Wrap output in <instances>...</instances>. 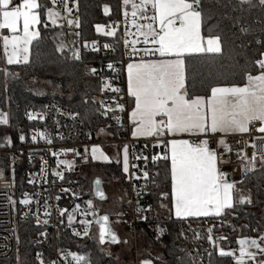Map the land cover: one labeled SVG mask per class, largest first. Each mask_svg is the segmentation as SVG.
I'll use <instances>...</instances> for the list:
<instances>
[{"label":"snow or ice","instance_id":"6c2138e0","mask_svg":"<svg viewBox=\"0 0 264 264\" xmlns=\"http://www.w3.org/2000/svg\"><path fill=\"white\" fill-rule=\"evenodd\" d=\"M53 4L62 3L64 11L72 12L68 7L67 0H52ZM220 0H122L121 7L124 9L123 15L126 18L129 14L133 18L131 24L135 27L134 35L143 37V48H138L141 43L139 39L129 40L127 37L133 33L126 31L123 40L126 55L127 50L131 49V55L127 58V96L134 102V106L128 113V119L131 122V135L134 139L140 137L152 138L155 143L153 148H159L161 151L151 156L153 164L164 162L165 179H170V193L161 192L162 199H171V211L178 219L189 217H220L225 214L226 209H232L235 203L251 204L249 195L242 193L237 184L243 181H230L227 173L221 170L219 165L227 163L223 153L231 151L229 144L223 138L233 133H248L250 126L259 123L256 129L264 133V50L259 52L258 58L248 61L241 70L244 83L222 84V74L211 72L208 74L210 81L207 91L204 95L190 94L187 87V64L186 59L207 57L208 54L221 55L223 53V41L220 34H213L211 26L207 27V34L203 28L208 21L215 15L214 8L218 6ZM239 5L255 6L252 0H238ZM258 5L264 8V0H258ZM130 9V13L128 11ZM104 14H109V6L106 4L103 8ZM46 15L52 25L57 26L58 19H67L61 17L60 12L53 7L38 2V0H0V47L3 49V58L9 65L28 63L30 54V45L34 40L39 39L40 31L38 25L42 21V16ZM137 20H144L146 23H138ZM239 19L235 24H239ZM69 26L76 25L79 22L73 19H67ZM47 27V23L44 24ZM97 33L106 36H115L116 29L109 26L110 30H105V26L97 24L95 26ZM5 30L6 33L5 34ZM247 28L241 26L240 33H246ZM78 36L79 33H76ZM256 44L264 48V41L257 39ZM65 44L60 43L57 51H63ZM84 47H88L85 43ZM108 44L105 49L110 48ZM92 50L97 51L96 41H92ZM158 59H145V57H156ZM139 57V59H134ZM72 58L80 59L79 50L72 51ZM258 70V74H253L250 70ZM114 72L117 69L113 64L107 66ZM95 74L97 69L88 70ZM235 74V73H233ZM8 76L7 71L4 72ZM215 81V82H212ZM109 88L113 93H120L122 90L112 87L109 82H105L101 88L103 91ZM115 108L105 107L101 102V108L104 110L101 115H107L108 112H124V105L114 100ZM43 119V117H40ZM117 121L119 116H113ZM28 119H34L29 113ZM8 114L0 112V125H8ZM103 132V129L100 130ZM217 134H223L216 140L217 149L223 148V153H218L217 149L211 147V143ZM45 139L47 143H52L46 132H35L32 140L37 138ZM187 137V138H185ZM195 138V139H193ZM20 141L25 140V135L19 136ZM7 144H11L10 138H5ZM3 146V145H0ZM147 147V145H146ZM254 147V145H253ZM75 152V149H66ZM88 149H85L87 152ZM93 159L96 153L103 156L98 146H93ZM123 171L128 173V145H123ZM78 154V153H77ZM54 156L59 153L53 152ZM237 156L242 160V169L245 175L254 171L256 166V153L253 152L249 158L243 152H238ZM105 160L107 156H103ZM14 159V158H13ZM135 159H143L148 162L147 156H136ZM260 163L264 164V156L260 157ZM58 165H66L71 168V162L67 160H58ZM136 167V165H132ZM43 171V169H42ZM150 176L148 171L143 172V179L151 180L156 183V177ZM53 176L63 178L62 173L53 171ZM4 179V173L0 172V180ZM140 179V177H137ZM33 183V181H29ZM100 181L96 180V195L101 199H106L103 191L100 190ZM159 187V184H156ZM67 192L68 189H62ZM139 196V193H137ZM60 197L57 196L58 200ZM21 204L29 205L31 203L28 195L20 201ZM88 210L84 214L96 216V223L99 225V243L106 241L112 244H118L121 241L117 234L112 230L109 224L108 215L98 216L93 208L91 200L87 202ZM131 203V202H130ZM165 205H161L164 207ZM80 206L76 205L71 213L67 214L69 224L72 223L73 213L79 211ZM56 211L63 216L67 209L57 208ZM139 218L147 221V215L142 213L151 212L152 207L147 208L137 206ZM45 217L51 213L48 211V204L45 201ZM118 215H120L118 213ZM37 224L41 220L37 217ZM48 223V219L42 221ZM84 226V235L89 233V225L92 221L81 220ZM158 238L163 234L164 229L157 227ZM207 239L213 242L212 231L209 228ZM75 235H81L80 232H74ZM183 235V233H180ZM40 235H45L41 232ZM199 239V236H197ZM218 240H225L226 237H218ZM238 249L224 250L218 249L221 257H231L234 264H264V235L259 239L244 237L236 240ZM255 249V251H253ZM237 251L239 255H236ZM211 256V253H209ZM261 258H257V257ZM71 257L74 264H89L88 258L74 252L62 254V258L67 260ZM36 259L39 264H44L42 254L37 253ZM51 264H56L52 261ZM139 264H153L152 259H142Z\"/></svg>","mask_w":264,"mask_h":264},{"label":"trees","instance_id":"16d2710c","mask_svg":"<svg viewBox=\"0 0 264 264\" xmlns=\"http://www.w3.org/2000/svg\"><path fill=\"white\" fill-rule=\"evenodd\" d=\"M49 6V0H38ZM122 0H78L79 27L78 37L80 47L92 41L99 43L112 41L115 36H106L97 33L95 26L104 25L106 28L116 24L119 18ZM255 6L239 5L236 0H220L214 8L215 15L203 28L207 34V27L211 26L213 34H220L223 41L221 55L208 54L207 57L186 59L187 87L190 94L204 95L207 91L208 74L220 73L223 76L222 84L244 83L241 70L244 65L264 50L256 40L264 41V8L258 5V0H252ZM109 6V14L105 15L104 5ZM239 19V24L235 21ZM42 23L38 25L40 37L30 45L28 63L5 64L3 49L0 47V112L8 114V125H0V150L18 147L28 141H19L21 133L29 128L36 127L39 121H26L24 113L27 108L45 111L50 101L55 100L62 105L75 110L84 129L91 133L92 138L96 132L106 129L112 140L123 139L130 134V126H113L100 116V101L107 94L101 91V79L88 70L94 66L110 60L118 59V53L100 51H81L80 59L75 60L68 50L57 51L59 45L58 28L50 25L45 15ZM47 23V27L44 24ZM248 29L240 33L239 28ZM73 28V26H67ZM6 32V30H5ZM253 74L258 70L252 69ZM9 73L8 76L4 72ZM235 73V74H233ZM124 68L121 66V80L125 88ZM215 82V81H212ZM132 107L131 98H127V111ZM12 143H6L5 138ZM24 153L0 152V172L4 177L12 178L15 189L23 183L27 164L24 162ZM14 158V159H13ZM89 167L97 169L102 186L117 183L123 189L127 199V189L124 181L122 163L120 161L97 162L89 161ZM86 164V165H87ZM148 170L160 172L156 177V184L150 190L152 211L147 212V222H155L164 229L158 240H152L143 230L137 232V249L140 257L153 260V264H230L231 257H221L218 254L220 247L233 248L237 245L239 237H253L264 229V164L260 162L255 170L244 178L238 188L249 195L251 204H234L232 209H226L220 216L219 222L213 217H190L178 219L170 213V196L161 198V192L170 193V179H165V164L160 161L156 164L148 163ZM82 189L91 190V179L77 176ZM89 190V191H90ZM91 192V191H90ZM161 205H165L161 207ZM126 202L117 207V216L123 218ZM118 213L120 215H118ZM107 214V213H106ZM111 217V216H109ZM122 222L126 224L123 219ZM213 229L212 246L207 239L208 229ZM253 228L257 231L254 232ZM183 233L181 235L180 233ZM38 228L30 221L19 222L16 228V250L12 260H19L29 264L34 260L36 252L45 249L50 252L52 243L59 250L66 253L74 252L88 258L89 264H124L121 259L107 252L99 243L97 235L77 236L70 229L59 228L54 235L46 241H38L36 235ZM132 236L131 234H129ZM199 236V239H197ZM218 237H226L218 240ZM133 243V238L130 240ZM131 243V244H132ZM137 250V251H138ZM211 253V256H209Z\"/></svg>","mask_w":264,"mask_h":264},{"label":"built area","instance_id":"2783aa9c","mask_svg":"<svg viewBox=\"0 0 264 264\" xmlns=\"http://www.w3.org/2000/svg\"><path fill=\"white\" fill-rule=\"evenodd\" d=\"M51 4L57 8H63L62 3L53 4L52 0H49ZM139 2V0H137ZM68 7L72 8V12L67 17H73L74 20L79 19L78 14V0H67ZM122 4V3H121ZM130 13V9H128ZM124 9L121 7L119 18L116 24L112 27L116 29V37L109 42L99 43L96 42L97 51L103 50L111 53H118L119 58L107 61L105 63L98 64L93 68L97 69L94 76L101 79V86L105 82H109L112 87L120 88L122 91L120 93H113L109 88H105L106 96L100 101V116L103 120H107L110 125L115 127L124 126L129 127V123L126 120L127 114V92L123 89L121 80V66L129 60L128 55H131V49L126 50L123 43L125 39V32H131L133 35L127 37L129 40L139 39L141 43L137 44L138 48H143L142 43L143 37H137L135 34L136 29L132 26V17L129 14L127 18L123 15ZM79 22V20H78ZM138 23H146L144 20H137ZM76 31L77 26L72 25ZM108 44L111 47L108 49L104 48V45ZM91 51L92 43L88 44V47H80L79 53L81 51ZM93 51V50H92ZM159 57H145V59H158ZM134 59H139V57H134ZM111 63L117 69L113 71L107 66ZM115 101L124 105L125 111L116 113L108 112L107 115H101L104 110L101 108V102H103L105 107L115 108ZM31 113L34 119L29 120L28 114ZM119 116L120 120L117 121L113 116ZM24 116L26 121H39L38 126L29 128L24 134L25 140L28 141L27 144L11 147L8 149L0 150L11 152V153H24V162L27 164L28 169L26 170L23 178V183L17 189H15L12 178L4 177L0 180V264H24L19 260H12V256L16 250L15 245V234L16 228L19 222L30 221L34 226L38 228V233L36 238L38 241H46L51 235H54L59 228L71 229L72 232H80L81 235L85 236L84 226L80 223L81 220L92 221L89 225V233H92L93 227L97 226L96 216L91 214L85 215V210H88L87 196L91 192H87L79 184L77 178V171L80 169L81 165H86L89 161H95L91 153V148L93 146H104V145H118L123 148V145H128V160H129V171L124 173V181L127 189V199H126V210L124 212L123 218L126 221V230L132 235L134 249L137 252V232L139 228H143L146 234L152 240H158L162 234L159 235L156 231L157 227L161 226L155 222H147L139 218L137 214V206L147 208L152 205L151 198L148 196L150 190L155 186L151 180L146 181L143 179V172L148 171L150 176H154V171L148 170V163H152L151 156L157 154L161 151L159 148H153L151 145L155 143L152 138H138L134 139L130 134L123 139L105 141L101 140L99 137L93 139L90 132L86 131L82 125L81 120L77 112L66 105H62L59 102L52 100L46 107L45 111L36 110L32 108H27ZM40 117H43L41 119ZM259 123H255L250 126V131L248 133H233L223 136V134H217L213 138L211 147L217 149L216 140L223 138L229 144L231 151L228 153H223V148L217 149L218 153L224 154V159L227 163L219 165L222 171L227 173L230 181H242L253 171L248 172L246 175L242 169V160L237 156L238 152H243L249 158L252 153H256V165L260 162V157L264 156V133L258 132L256 129L259 127ZM46 132L48 138L51 139L52 143H47L45 139L37 138L36 141L32 140V135L35 132ZM19 135V136H20ZM187 138V137H186ZM19 139V137H18ZM195 139V138H193ZM24 140V141H25ZM20 141V140H19ZM147 145V147H146ZM254 145V147H253ZM88 149L85 152V149ZM66 149H75L73 151H67ZM53 152L59 153L58 156H54ZM78 153V154H77ZM136 156H147L149 157L148 162L145 163L143 159L137 160ZM58 160H67L71 162L72 167L69 168L66 165H58ZM136 165V167H132ZM256 167V166H255ZM43 169V171H42ZM123 169V160H122ZM53 171H59L62 173L63 178L53 176ZM140 177V179H137ZM33 183H29V181ZM62 189H68L69 191L64 192ZM139 193V196L137 195ZM25 194L28 195L31 203L29 205L21 204L20 201L25 198ZM60 198L57 200L56 197ZM45 201L48 204V211L51 213L49 217L43 215L45 211ZM131 202V203H130ZM79 205V211L73 213L74 219L71 224H69L67 219V214L72 212V209ZM67 209V212L61 216L56 209ZM97 215L100 212L95 211ZM140 215H147L142 213ZM37 217L41 220V224H37ZM48 219L47 224H43L42 221ZM219 217L213 216L214 222H219ZM256 232L257 229L253 228ZM43 232L45 235H40ZM260 235H264V229L256 233L252 238L259 239ZM238 244L232 249H238ZM255 251V249H254ZM37 253L42 254V259L44 264H51L55 261L56 264H74L71 257L67 260L62 258V254L67 253L59 250L52 243L50 252L42 249L36 252L34 260L30 261L29 264H39L36 259ZM236 255H239L237 251ZM258 259L261 257H257ZM134 264H139L136 260ZM230 264H234L231 258ZM251 264V261H249Z\"/></svg>","mask_w":264,"mask_h":264},{"label":"rangeland","instance_id":"374dc122","mask_svg":"<svg viewBox=\"0 0 264 264\" xmlns=\"http://www.w3.org/2000/svg\"><path fill=\"white\" fill-rule=\"evenodd\" d=\"M47 7H53L56 11L60 12L61 17H66L68 16V13L65 12L64 10H62V8H57L55 6H53L52 4H50ZM45 19L46 21L51 24L50 21H48L47 16L45 15ZM52 25V24H51ZM54 26V25H52ZM59 30L64 29V31L67 33V37L69 39V43L72 44L74 39H76V33L74 32V30L72 28H68L67 24H66V19H58L57 20V26ZM74 28V27H73ZM105 30H110V28H106ZM5 34H7L5 32ZM75 37V38H74ZM103 128H100L96 134L97 137H99L101 140H105V141H110V134L109 132H107L106 129H103V132H101L100 130ZM101 150V152L103 153V156H107L108 159L105 160L103 158V156H101L100 153H96L95 156V160L97 162H109L110 161H120L122 163L123 160V152H122V147L118 146V145H104V146H98ZM92 149V148H91ZM91 151V150H90ZM92 153V151H91ZM93 155V154H92ZM99 174V171L97 169H93L91 167H89V165H81L80 169L77 171V175L82 177V178H90L92 181L95 179V177ZM91 181V183H92ZM241 189V188H239ZM90 190V189H89ZM89 190H85L88 193L91 191ZM242 193L246 195V193L244 192L243 189H241ZM105 192L107 193V199L105 201H100V200H96L93 197H90L87 199L92 201L93 204V208L95 211L102 213H107L110 217V221H111V226L112 228L117 232L118 235V239L121 241L118 244H112L109 242H105L104 244H102V247L107 250V252H109L110 254H112L114 257L119 258L122 260V262L124 264H134V262L137 260L138 262H140V260L142 259H149V258H145V257H140L139 254V250L135 253V249H134V244L130 241L131 237L128 232V230H126V224H124L122 222V220L124 218H121L120 216H117V207L119 206V204L123 203L126 201V197L123 195V189L119 186V184L117 183H111V184H107L105 185ZM93 235H97L98 236V227L94 226L92 233ZM240 238H244V237H239ZM252 238V237H251ZM237 239V240H238ZM132 243V244H131ZM239 246V245H238ZM223 248L224 250H230L231 248H224V247H220ZM254 251V249H253Z\"/></svg>","mask_w":264,"mask_h":264},{"label":"crops","instance_id":"0c3cea01","mask_svg":"<svg viewBox=\"0 0 264 264\" xmlns=\"http://www.w3.org/2000/svg\"><path fill=\"white\" fill-rule=\"evenodd\" d=\"M16 2H19V0H16ZM51 25V24H50ZM58 28V27H57ZM73 30H74V32L75 33H78L77 31H76V29L75 28H72ZM76 35V34H75ZM58 39H59V43L58 44H60V43H63V44H65L66 45V47L64 48V50H68L69 52H70V54L72 55V51L73 50H79V48H80V43H79V37L76 35V39H74V41H73V43L72 44H70L69 43V39H68V37H67V33L64 31V29H61V30H59L58 29ZM75 38V37H74ZM4 59V58H3ZM128 62H130V61H128ZM127 62V63H128ZM4 63L5 64H7L6 62H5V60H4ZM127 63H125L124 64V77H125V90H126V92H127V71H126V67H127ZM256 74H258V72L256 73ZM243 84V83H242ZM242 84H239V85H242ZM134 106V102H132V107ZM131 107V108H132ZM131 108H130V110L129 111H127V114H126V120L128 121V123H129V125H130V135H131V128H132V125H131V122L129 121V119H128V113L131 111ZM132 136V135H131ZM140 138H144V137H140ZM186 138V137H185ZM170 200V213H171V215L172 216H174V213L171 211V199H169ZM175 217V216H174ZM209 217H213V216H209ZM190 218V217H189ZM194 218H198V217H194Z\"/></svg>","mask_w":264,"mask_h":264},{"label":"water","instance_id":"95a60500","mask_svg":"<svg viewBox=\"0 0 264 264\" xmlns=\"http://www.w3.org/2000/svg\"><path fill=\"white\" fill-rule=\"evenodd\" d=\"M236 1H238V0H236ZM67 19H73L74 20V18L73 17H67ZM67 19H66V24H67ZM67 26H69L68 24H67ZM72 26V25H71ZM227 177H228V179L230 180V178H229V176L227 175ZM96 180H99L100 182H101V180L99 179V178H95L93 181H92V183H91V193L86 197L87 199L88 198H90V197H93V198H95L96 200H100V201H102L97 195H96V184H95V181ZM99 188H100V190L101 191H103L104 192V194H105V197H106V193H105V190H104V188H103V186H102V182L100 183V185H99ZM105 200V199H104ZM103 215H108V214H106V213H102V214H100V215H98V216H103ZM108 217H109V215H108ZM97 224V223H96ZM109 224H110V227L112 228V226H111V221H110V217H109ZM97 227H98V238H99V225L97 224ZM112 230L117 234V232L112 228ZM118 236V235H117ZM105 242H108L107 241V237H106V241ZM211 243V245L213 246L214 245V241L213 242H210Z\"/></svg>","mask_w":264,"mask_h":264},{"label":"flooded vegetation","instance_id":"af4514ba","mask_svg":"<svg viewBox=\"0 0 264 264\" xmlns=\"http://www.w3.org/2000/svg\"><path fill=\"white\" fill-rule=\"evenodd\" d=\"M104 190H105V189H104ZM105 193H106V192H105ZM106 199H107V193H106ZM106 199H105V200H106ZM105 200H102V201H105Z\"/></svg>","mask_w":264,"mask_h":264}]
</instances>
